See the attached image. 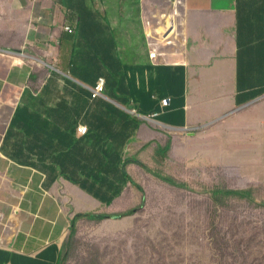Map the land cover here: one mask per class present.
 Wrapping results in <instances>:
<instances>
[{"label":"crops","instance_id":"crops-1","mask_svg":"<svg viewBox=\"0 0 264 264\" xmlns=\"http://www.w3.org/2000/svg\"><path fill=\"white\" fill-rule=\"evenodd\" d=\"M262 100L264 0H0V264H59L75 209L137 198L134 161Z\"/></svg>","mask_w":264,"mask_h":264},{"label":"rangeland","instance_id":"rangeland-1","mask_svg":"<svg viewBox=\"0 0 264 264\" xmlns=\"http://www.w3.org/2000/svg\"><path fill=\"white\" fill-rule=\"evenodd\" d=\"M241 113L242 121L234 112L192 135L174 134L176 149L167 159L160 154L164 161L156 162L157 150L149 149L144 166L132 170L144 190L132 185L137 198L131 191L128 205L114 201L97 212L136 213L99 223L82 218L75 234L71 222L62 264H256L254 252L264 251V209L255 206L264 200V100ZM164 176L188 188L170 185ZM215 188L256 189V202L231 197L227 206H214L209 191ZM74 212L73 218L82 213ZM256 226L260 237L245 243L243 232Z\"/></svg>","mask_w":264,"mask_h":264},{"label":"trees","instance_id":"trees-1","mask_svg":"<svg viewBox=\"0 0 264 264\" xmlns=\"http://www.w3.org/2000/svg\"><path fill=\"white\" fill-rule=\"evenodd\" d=\"M170 149V143L166 145V147H159V153L162 156L167 157V153ZM135 163L144 166L140 161H134ZM163 179L168 182L170 185H173L178 188H188L186 183H179L176 182L173 177H163ZM132 182L134 185L139 187L141 190H144L143 187L137 183L134 178L132 177ZM256 189H225V188H215L210 192L212 202L214 206L218 207H225L227 206V200L231 197H236L241 200H246L249 203H254L256 202V198L254 196ZM145 199V198H144ZM145 201V200H144ZM256 207L264 209V200H261L260 202H257ZM136 213V209H130L128 211L124 212H119V213H109V212H102V213H97V212H89V213H80L78 214L74 219H73V227H72V232L75 234L76 233V223L78 220L82 218H88L89 220L96 221V222H103L106 219H122L126 216L129 215H134ZM255 230L250 232H243L242 234V240L247 243V244H252V240L256 239L255 237L259 235L262 232V229L260 226H256L254 228ZM262 238H264V234L262 235ZM250 252L252 253V250L250 248V245L247 246ZM264 248V245H263ZM240 255L245 259V254L243 253V250H240ZM264 251L262 250L261 254L260 252L257 254L254 252V255L257 257H253L256 261V264H260V259H261V264H264V257H263ZM63 258V256H62ZM62 258L60 259L59 264H62L63 260Z\"/></svg>","mask_w":264,"mask_h":264},{"label":"built area","instance_id":"built-area-1","mask_svg":"<svg viewBox=\"0 0 264 264\" xmlns=\"http://www.w3.org/2000/svg\"><path fill=\"white\" fill-rule=\"evenodd\" d=\"M66 30L70 33H74L75 30L74 28L71 26V25H68L66 26ZM157 52H152L151 53V57L153 58H156L157 57ZM91 92H92V97L93 99H98L100 97H103L104 94L106 93V90H107V80L105 77H102L99 79V81L97 82V84L94 86V87H88ZM170 101V98H166L163 100V104L167 105L168 102ZM160 116V113L159 112H156V113H152V114H149V115H146L144 118L148 121H152V122H156L158 123L159 125H164L162 122L158 121V117ZM204 127L203 125H200V126H197V127H183V128H180L181 131H184V132H191L193 131L194 129H197V128H202ZM89 128L85 125H80L78 127V131L79 133L81 134H86L88 132Z\"/></svg>","mask_w":264,"mask_h":264},{"label":"clouds","instance_id":"clouds-1","mask_svg":"<svg viewBox=\"0 0 264 264\" xmlns=\"http://www.w3.org/2000/svg\"><path fill=\"white\" fill-rule=\"evenodd\" d=\"M206 125H208V124H206ZM203 126H205V125H203Z\"/></svg>","mask_w":264,"mask_h":264}]
</instances>
